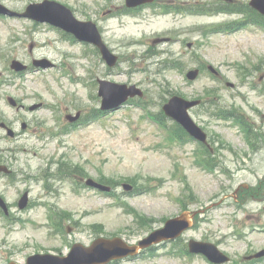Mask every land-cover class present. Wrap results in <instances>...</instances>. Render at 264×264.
Returning <instances> with one entry per match:
<instances>
[{
  "label": "rangeland",
  "instance_id": "374dc122",
  "mask_svg": "<svg viewBox=\"0 0 264 264\" xmlns=\"http://www.w3.org/2000/svg\"><path fill=\"white\" fill-rule=\"evenodd\" d=\"M44 1L0 0V4L24 13ZM54 1L71 7L79 19L95 21L119 55V63L110 69L93 46L67 41L47 23L0 17V123L16 131L11 138L0 127V157L17 177L14 184L0 177V192L11 204V220L0 217V263L25 264L27 256L35 253L66 255L74 243L89 245L99 236L137 243L185 209L200 213L194 220L196 228L184 233L181 247L191 238L211 242L230 256L231 261L223 264H246L245 256L264 248V28L251 25L216 34L212 26L264 15L251 8V0L232 1L246 7L239 16L183 15L159 9L126 15L125 0ZM157 2L189 7L233 4L229 0ZM161 37L171 39L153 42ZM153 52L159 53L158 60L146 59ZM43 57L60 68L22 77L11 73L13 59L31 64ZM166 59L183 69L155 63ZM194 72L188 80L186 74ZM103 78L141 88L143 96L135 98L146 101L155 113L165 111L173 95L200 99L190 113L214 148L215 170L201 166L197 143H174L136 106L65 132L68 114H86L101 105L98 79ZM9 96L20 106H11ZM213 101H219L223 112L237 108L249 133L210 114L208 106L216 110ZM170 120L177 125L174 118ZM46 169L66 170L78 178L51 177L44 184L40 178ZM79 177L103 181L120 195L126 186H145L148 192L113 198L77 187L74 179ZM26 191L31 203L20 209L18 201ZM172 248L167 245L155 256L117 264H210L202 255L183 257Z\"/></svg>",
  "mask_w": 264,
  "mask_h": 264
},
{
  "label": "water",
  "instance_id": "95a60500",
  "mask_svg": "<svg viewBox=\"0 0 264 264\" xmlns=\"http://www.w3.org/2000/svg\"><path fill=\"white\" fill-rule=\"evenodd\" d=\"M144 1L148 0H128V5L134 6ZM252 4L264 12V0H253ZM6 12L16 14L0 4V13ZM21 15L31 17L39 21H47L71 31L75 33L79 39L96 44L100 48L104 59L107 60L110 66H114L117 63L118 57L114 55L103 42L96 24L92 21L78 20L68 7L56 1L45 0L44 2L31 5L27 11ZM36 64L43 67L50 65V63L45 60L36 62ZM12 67L17 70H23L26 68V66L19 61H14ZM190 77H195V73H190ZM135 94L142 95L143 92L137 89L136 86L128 88L126 85L108 81H102L99 90V95L103 97L104 109L115 108L124 102L129 95L133 96ZM11 102L15 104L13 99H11ZM198 102L199 101H186L179 96H174L171 98L169 103L165 105V110L167 114L179 120L191 134L199 139L205 140L206 135L199 127H197V125H195V123H193V120L187 112L188 108ZM9 132L11 135L13 134V131L10 130ZM26 205L27 195H25L20 201V207H25ZM189 226L190 222L188 220L186 221L184 217L172 219L167 222L164 229L153 233L148 239L141 242V245H147L153 240L158 241L162 237H175ZM137 250V246H129L120 238H100L88 247L82 244L74 245L68 256L60 257L56 255H34L29 259L28 264H105L111 259L135 254L137 253ZM192 250L204 252L216 261L221 262L228 260L226 256L217 251L214 245L209 243H197ZM262 254H264V251L259 253L258 256ZM217 256H222L223 259L219 260L217 259Z\"/></svg>",
  "mask_w": 264,
  "mask_h": 264
},
{
  "label": "trees",
  "instance_id": "16d2710c",
  "mask_svg": "<svg viewBox=\"0 0 264 264\" xmlns=\"http://www.w3.org/2000/svg\"><path fill=\"white\" fill-rule=\"evenodd\" d=\"M259 15V14H258ZM163 118L167 119L164 115H162ZM178 129V128H177ZM184 132L181 128H179V130H175L173 133L179 137H181V135H183V133L181 132ZM207 150V149H206ZM208 152V151H207Z\"/></svg>",
  "mask_w": 264,
  "mask_h": 264
},
{
  "label": "flooded vegetation",
  "instance_id": "af4514ba",
  "mask_svg": "<svg viewBox=\"0 0 264 264\" xmlns=\"http://www.w3.org/2000/svg\"><path fill=\"white\" fill-rule=\"evenodd\" d=\"M0 163H2V161H0ZM2 176V174L0 173V177ZM1 180V179H0Z\"/></svg>",
  "mask_w": 264,
  "mask_h": 264
}]
</instances>
